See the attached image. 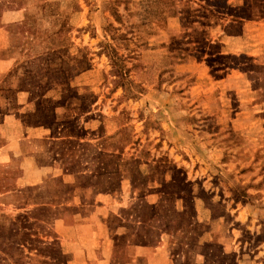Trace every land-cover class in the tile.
<instances>
[{
    "label": "rangeland",
    "instance_id": "374dc122",
    "mask_svg": "<svg viewBox=\"0 0 264 264\" xmlns=\"http://www.w3.org/2000/svg\"><path fill=\"white\" fill-rule=\"evenodd\" d=\"M5 1L0 264H69L71 233L54 231L69 215L119 245L160 241L166 264H190L185 231L163 232L180 225L171 212L189 213L170 200L189 191L197 222L228 215L230 257L264 264V18L226 36L229 17L200 0ZM24 158L50 172L23 183ZM135 159L150 183L132 189Z\"/></svg>",
    "mask_w": 264,
    "mask_h": 264
},
{
    "label": "trees",
    "instance_id": "16d2710c",
    "mask_svg": "<svg viewBox=\"0 0 264 264\" xmlns=\"http://www.w3.org/2000/svg\"><path fill=\"white\" fill-rule=\"evenodd\" d=\"M5 0H0V8L3 5L4 7L9 6V2ZM162 0H158L160 3ZM166 2V4H173L170 0H163ZM204 1L206 5L209 7H215V9H219L220 11H224V14L229 17V22L227 26L223 28L224 35L226 36H237L241 33V23L244 20H252L253 18H264V4H258V2H261L260 0H254L258 1L256 2H249V0H241L240 5H234L233 3L229 2L230 0H216L214 3L211 4L212 0H200ZM12 4H15V1L11 0ZM172 39V38H171ZM172 41H176L173 39ZM202 41V40H201ZM203 42V41H202ZM112 53L108 55L109 59L113 61ZM128 71L119 72V77L123 79V75H126ZM71 130H67L66 135L63 137L69 138L71 137L70 134ZM134 162V170L131 172L129 171L130 176V183L132 186V189H135L137 186L136 184H140V186H143L146 183H150V179L146 178L142 175V173L139 170V164L140 162L137 161V159L133 160ZM185 180H183V183ZM112 192V189H108L104 191V193L108 194ZM164 194V192H163ZM178 197V198H177ZM170 200H173V202H176L177 200H181L185 204H189L188 211L189 213L185 212V208L182 211H176L174 210V216L173 212H171L172 215H170L172 218H179L180 225L176 226V223L174 222V227L170 228L168 225H171L172 221L164 222L163 223V232L174 235L175 238L180 237V234H182V230L185 231L187 237L188 244H184L193 251H195L198 255H201L203 257L202 264H228L226 260L229 258L231 264H243L245 259L249 258L247 254H241L239 258L236 260L233 256L230 257L231 253L226 250L227 244L229 243V238L226 235L227 227H226V219H228V215L224 213L223 210L221 213L214 214L215 211H210L209 216H205L202 220V222H197L195 220L194 216V204L193 199L191 197L190 191L187 192V196L183 198L182 196L174 195L173 198ZM152 207V206H149ZM218 207V206H217ZM40 210H42V207H39ZM219 208V207H218ZM184 212V213H183ZM34 215V213H32ZM169 216V215H168ZM167 215H164V217L169 218ZM182 216H187V219L185 220V225L183 224V218ZM151 218V217H150ZM150 218L148 217V222H151ZM38 219V218H37ZM170 223V224H169ZM149 232V231H148ZM149 240L147 239L146 242ZM180 247L183 246L180 244ZM54 255L57 257L59 256V253L56 251L54 252ZM54 260H57V258Z\"/></svg>",
    "mask_w": 264,
    "mask_h": 264
},
{
    "label": "crops",
    "instance_id": "0c3cea01",
    "mask_svg": "<svg viewBox=\"0 0 264 264\" xmlns=\"http://www.w3.org/2000/svg\"><path fill=\"white\" fill-rule=\"evenodd\" d=\"M24 162L32 163L31 170H24V174L22 178H20V181L25 184L32 185L36 182V180L33 181L35 176L40 177L50 172V170L42 167H36L37 160L34 158H24ZM35 167L38 169H35ZM209 215L210 212L207 216ZM69 216H63L64 218L58 217L54 220V231L57 235L63 236L64 233H71L69 242L63 237L62 240L64 242H61L62 246L64 243V245L67 244L65 246L67 250L66 253H70V255L74 257L69 264H76L77 262L78 264H80V262L83 264H166L165 258L168 257L164 250L166 244L161 245L160 241H158L157 245L150 244L146 241L143 243H136L129 239V237H126L127 241L119 245L116 241L110 240L105 230L98 231L95 229L90 232V225H79L75 227L74 220L71 218L72 216ZM79 233H85L86 236L81 237ZM114 233L122 236L127 235L128 232H119L118 228ZM167 242L168 240H166V243ZM172 247L176 249V244L174 243ZM78 249H81V252H78ZM186 256L189 258V261H191L190 264H202L203 257L201 255L188 251Z\"/></svg>",
    "mask_w": 264,
    "mask_h": 264
}]
</instances>
